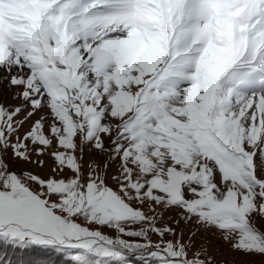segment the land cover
<instances>
[{"label":"snow or ice","instance_id":"6c2138e0","mask_svg":"<svg viewBox=\"0 0 264 264\" xmlns=\"http://www.w3.org/2000/svg\"><path fill=\"white\" fill-rule=\"evenodd\" d=\"M214 240L264 264V0H0V244L215 264Z\"/></svg>","mask_w":264,"mask_h":264},{"label":"rangeland","instance_id":"374dc122","mask_svg":"<svg viewBox=\"0 0 264 264\" xmlns=\"http://www.w3.org/2000/svg\"><path fill=\"white\" fill-rule=\"evenodd\" d=\"M91 158V154L86 152L85 160L88 161ZM98 161H103L104 157H96ZM169 214H165L164 220L161 222L162 224L167 223L171 224V220L168 219ZM174 215V214H173ZM177 227V231H179L180 228L184 227V225L181 223V225H173ZM107 231V230H106ZM189 229L185 228V239H187ZM109 235H115L112 232L108 233ZM152 239L155 241L157 240V237L155 235L152 236ZM219 243L221 247L219 250L216 249L215 244ZM209 254L214 259L215 264H228L230 260V253L228 251L227 245L223 244L222 240L216 241L214 240L213 244L209 246Z\"/></svg>","mask_w":264,"mask_h":264},{"label":"trees","instance_id":"16d2710c","mask_svg":"<svg viewBox=\"0 0 264 264\" xmlns=\"http://www.w3.org/2000/svg\"><path fill=\"white\" fill-rule=\"evenodd\" d=\"M0 250L6 251L9 253L10 258L13 261H17L19 259L29 260L33 258H47L50 257L54 264H67L62 256H58L54 253L48 252L44 249H32L26 253L17 252L15 255H12L10 248H4L2 244H0ZM133 264H139L136 260H133Z\"/></svg>","mask_w":264,"mask_h":264}]
</instances>
